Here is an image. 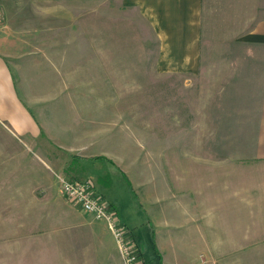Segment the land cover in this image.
<instances>
[{
	"label": "rangeland",
	"instance_id": "374dc122",
	"mask_svg": "<svg viewBox=\"0 0 264 264\" xmlns=\"http://www.w3.org/2000/svg\"><path fill=\"white\" fill-rule=\"evenodd\" d=\"M227 1L204 0V70L190 76L162 74L160 45L136 10L118 13L109 0H32L24 5L25 18L16 20L14 1L0 0L10 11L1 23L18 39L16 86L36 120L46 124V102H59L51 111L65 113L67 141H90L94 155L80 157L107 156L133 185L104 160H81L61 172L45 159L47 140L32 147L0 125V264H100L85 229L97 220L68 201L59 184L80 164L85 173L78 168L76 177L110 180L106 193L121 200L120 222L133 232L142 264H264V196L258 192L264 141L254 138L262 124L254 109L246 116L222 105L230 94L213 90L214 80L221 87L227 77L230 61L221 53L258 52L264 72V0H243L244 44L232 42L231 29H223L229 41L221 32ZM259 21L261 44H250L248 33ZM204 52L215 60L205 61ZM206 67L215 69L213 79ZM56 157L62 166L68 156ZM225 173L232 178L221 183ZM203 194L213 243L222 238L229 251H199L192 242L200 236L191 200L195 195L200 210Z\"/></svg>",
	"mask_w": 264,
	"mask_h": 264
},
{
	"label": "crops",
	"instance_id": "0c3cea01",
	"mask_svg": "<svg viewBox=\"0 0 264 264\" xmlns=\"http://www.w3.org/2000/svg\"><path fill=\"white\" fill-rule=\"evenodd\" d=\"M13 1V17L16 20H23L27 12L24 5L30 3L32 0ZM113 3L117 8V10L116 8L114 10L118 13L134 10L140 12V16L146 22L147 26L153 29L157 43L160 45L158 66L162 74L193 76L204 70L201 67L203 53L201 43L202 38L205 39L206 37L204 30L205 19L202 14L204 0H109L110 7H113L111 6ZM226 3L228 4L227 11L222 12L220 16L219 26L221 27V32L224 36H227L225 41H229L228 34H225L226 32L223 29H231L229 33L230 35L233 34L234 39L232 42H241L244 44L246 38L244 30L245 21L243 18L244 2L243 0H230ZM7 12L10 13L4 7H0L2 19ZM217 25L214 24V26ZM8 27L9 25L2 24L0 19V125H3L11 133L25 138L30 142L32 147L40 139L47 140L48 143L46 144L50 147L51 152L48 147L45 153L49 157L46 156L45 159L48 164L61 170V172L68 168L70 170L72 163L76 162L79 164L78 162L81 160H104L111 168L116 169L122 175L127 185L133 190L130 177L124 171L120 170V167L107 156L101 154V156L99 155L97 157H80L94 155L92 153V147H89L90 141H75L74 143L67 141L66 133L69 127L65 113L51 111L54 107H60L59 102H46L45 106L50 105L46 115L49 116L47 122L45 121L46 124H42L36 120L35 116L29 110L30 107L21 99L16 86L15 75L18 74L16 69L18 64L15 57L14 45L18 42V39L6 30ZM259 28H261L260 21L248 33L247 38L250 44H261L262 36ZM204 53L205 61H208L207 58L215 60L214 53ZM221 54L223 56L221 55L222 57L220 58L230 61L224 70L227 72L225 74L227 77L221 87H215L217 81L214 80L213 90H219L220 93L227 95L230 94V97H228L230 99L226 101L222 100V105L227 104L228 107L243 109L246 116L254 109V117L258 116V121L262 124L258 136L254 138L264 141V110H262L264 109V72L259 68L261 54L258 52H227ZM245 59L251 60V64L246 63ZM205 63L209 66V63ZM206 69L210 72H215V69L212 70L207 67ZM204 91H207V88ZM234 96L236 97L234 98ZM246 109H250V111H246ZM253 122L256 123L255 120ZM61 152L66 153L68 157L64 160V164L59 166L56 155ZM18 153L21 154L20 151ZM76 167L69 172L70 176L66 173L61 176L72 180L85 181V179L78 178L74 174V172L79 173L77 171L79 169L80 174L85 173L84 167L81 164L78 165L79 169ZM231 178L227 173L218 176L221 183H223V180L227 181ZM210 179H212L211 176ZM103 181L101 178H98L92 182L95 184L98 193L116 210L120 219L119 209L122 202L107 195L106 192L111 188L110 180L107 178ZM236 181L244 185L243 176L239 177L238 175ZM259 182L261 183L262 181L260 180ZM258 192L264 196V186H261ZM202 197L203 202L200 204V210L196 208L195 195L191 200L194 210V216H191V221L193 222L195 220L194 226L200 236L199 238L193 239L192 242L194 245L199 244L202 246V249L199 251H229L228 244L222 238L220 239V244L215 245L213 243V224L212 219L208 217L210 215V204L208 205L205 194ZM137 200L139 201V206L146 212L144 204L141 203V198L137 197ZM85 229L93 241V249L99 256L100 264H113L115 261L123 264L115 243L104 223L93 221V224ZM131 234L134 236L132 231ZM219 236H223L222 231L219 233ZM232 250H239V248L234 247Z\"/></svg>",
	"mask_w": 264,
	"mask_h": 264
},
{
	"label": "built area",
	"instance_id": "2783aa9c",
	"mask_svg": "<svg viewBox=\"0 0 264 264\" xmlns=\"http://www.w3.org/2000/svg\"><path fill=\"white\" fill-rule=\"evenodd\" d=\"M59 184L68 201L106 225L123 264H142L136 256L138 244L133 240L131 231L120 222L116 210L98 193L91 180L77 181L60 176Z\"/></svg>",
	"mask_w": 264,
	"mask_h": 264
},
{
	"label": "trees",
	"instance_id": "16d2710c",
	"mask_svg": "<svg viewBox=\"0 0 264 264\" xmlns=\"http://www.w3.org/2000/svg\"><path fill=\"white\" fill-rule=\"evenodd\" d=\"M96 159H99V158H96ZM128 182V181H127Z\"/></svg>",
	"mask_w": 264,
	"mask_h": 264
}]
</instances>
